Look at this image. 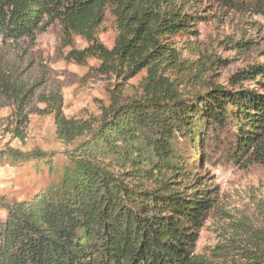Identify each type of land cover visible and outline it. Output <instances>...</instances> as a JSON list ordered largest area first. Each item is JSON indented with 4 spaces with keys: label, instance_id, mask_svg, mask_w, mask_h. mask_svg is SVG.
Instances as JSON below:
<instances>
[{
    "label": "trees",
    "instance_id": "16d2710c",
    "mask_svg": "<svg viewBox=\"0 0 264 264\" xmlns=\"http://www.w3.org/2000/svg\"><path fill=\"white\" fill-rule=\"evenodd\" d=\"M175 1L0 0V39L57 20L88 42L77 54L96 57L102 73L146 70L137 93L119 90L94 120L68 118L61 100L54 104L57 137L70 146L59 167L46 154L0 153V161L60 170L31 197L0 201V264H264L259 247L244 248L240 261L194 255L215 194L191 171L220 143L235 163H264V63L235 71L228 87L184 96L193 62L166 39L188 32L194 18ZM107 9L118 29L110 49L95 35Z\"/></svg>",
    "mask_w": 264,
    "mask_h": 264
},
{
    "label": "rangeland",
    "instance_id": "374dc122",
    "mask_svg": "<svg viewBox=\"0 0 264 264\" xmlns=\"http://www.w3.org/2000/svg\"><path fill=\"white\" fill-rule=\"evenodd\" d=\"M175 2L194 18L188 32L166 39L183 60L193 62L183 71L189 78L184 96L216 84L228 87L235 71L264 63V0ZM117 34L114 16L107 9L96 38L110 49ZM87 46L82 36L66 33L57 20L42 24L31 36L0 39V153L46 154L59 167L67 162L70 146L57 137L51 111L55 103L61 100L68 118L94 120L119 90L122 95L139 91L145 69L124 79L102 73L96 57L77 54ZM196 70L198 77L191 75ZM204 153L206 157L194 161L191 171L214 191L215 200L196 233L194 255L230 262L240 261L244 248L264 251V163H235L223 143L205 148ZM59 174L60 170L49 171L42 160L39 166L31 159L10 162L3 157L0 201L27 199L56 182ZM4 217L0 202V221Z\"/></svg>",
    "mask_w": 264,
    "mask_h": 264
}]
</instances>
